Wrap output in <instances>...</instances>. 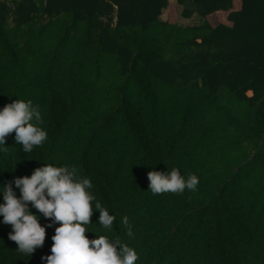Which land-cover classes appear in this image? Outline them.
Returning a JSON list of instances; mask_svg holds the SVG:
<instances>
[{
    "label": "trees",
    "instance_id": "obj_1",
    "mask_svg": "<svg viewBox=\"0 0 264 264\" xmlns=\"http://www.w3.org/2000/svg\"><path fill=\"white\" fill-rule=\"evenodd\" d=\"M182 1L0 0V108L31 100L47 132L29 153L8 134L0 182L75 167L116 217L88 227L136 264H264V0H192L190 28ZM173 167L196 190L153 195L147 173ZM55 226L27 259L0 223V264H45Z\"/></svg>",
    "mask_w": 264,
    "mask_h": 264
},
{
    "label": "clouds",
    "instance_id": "obj_2",
    "mask_svg": "<svg viewBox=\"0 0 264 264\" xmlns=\"http://www.w3.org/2000/svg\"><path fill=\"white\" fill-rule=\"evenodd\" d=\"M41 118L31 100L16 99L0 108V153L7 150L5 138L13 132L23 153L43 145L47 132L39 126ZM147 178L153 195L195 191L199 183L195 174L185 177L175 167L149 171ZM92 188L91 180L79 176L75 167L46 162L34 168L30 176L0 182V223L11 226L7 236L16 243L15 251L30 258L36 248L43 246L46 227L56 225L50 254L41 256L45 264H136L138 254L134 248L107 235H97L88 227L94 210L99 212L98 226L103 229H112L116 219L96 200ZM42 217L48 221L44 226L38 222ZM123 223L128 225L127 218ZM86 231L95 233V238L86 237ZM126 234L134 235L130 226Z\"/></svg>",
    "mask_w": 264,
    "mask_h": 264
},
{
    "label": "crops",
    "instance_id": "obj_3",
    "mask_svg": "<svg viewBox=\"0 0 264 264\" xmlns=\"http://www.w3.org/2000/svg\"><path fill=\"white\" fill-rule=\"evenodd\" d=\"M171 3L174 2V0H170ZM182 6L185 9H188L192 12V15L190 18H182V17H178L176 24L181 27V28H190V27H196L199 26L202 23V18H201V11L202 9L196 5H194L192 3V0H183L182 1ZM179 8H181L180 6H176V10L178 11ZM167 19V9L163 11L162 15L160 16V20L164 21Z\"/></svg>",
    "mask_w": 264,
    "mask_h": 264
},
{
    "label": "rangeland",
    "instance_id": "obj_4",
    "mask_svg": "<svg viewBox=\"0 0 264 264\" xmlns=\"http://www.w3.org/2000/svg\"><path fill=\"white\" fill-rule=\"evenodd\" d=\"M174 26H161V25H155L153 28H150L149 31V35L152 37H159L162 38L164 37V31L168 32L169 30H171V32L173 31Z\"/></svg>",
    "mask_w": 264,
    "mask_h": 264
}]
</instances>
